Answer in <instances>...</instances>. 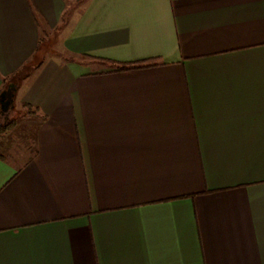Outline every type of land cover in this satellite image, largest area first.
<instances>
[{"label":"crops","instance_id":"obj_1","mask_svg":"<svg viewBox=\"0 0 264 264\" xmlns=\"http://www.w3.org/2000/svg\"><path fill=\"white\" fill-rule=\"evenodd\" d=\"M0 90V264H264V0H0Z\"/></svg>","mask_w":264,"mask_h":264},{"label":"trees","instance_id":"obj_2","mask_svg":"<svg viewBox=\"0 0 264 264\" xmlns=\"http://www.w3.org/2000/svg\"><path fill=\"white\" fill-rule=\"evenodd\" d=\"M113 64L116 65V69L114 71H123L128 69L144 67L143 62H134L129 64H118V63H113ZM1 92L2 90H0V96H1ZM13 127H14V120H10L4 125H0V135L10 131Z\"/></svg>","mask_w":264,"mask_h":264},{"label":"rangeland","instance_id":"obj_3","mask_svg":"<svg viewBox=\"0 0 264 264\" xmlns=\"http://www.w3.org/2000/svg\"><path fill=\"white\" fill-rule=\"evenodd\" d=\"M8 117V116H7ZM5 123H7V118L1 116L0 117V125H4ZM7 135L6 133L5 134H1L0 135V147L2 148V146L4 147L6 144H5V141L7 140Z\"/></svg>","mask_w":264,"mask_h":264}]
</instances>
